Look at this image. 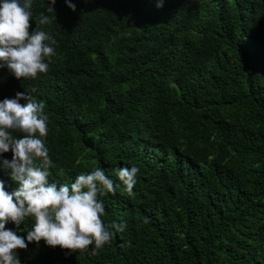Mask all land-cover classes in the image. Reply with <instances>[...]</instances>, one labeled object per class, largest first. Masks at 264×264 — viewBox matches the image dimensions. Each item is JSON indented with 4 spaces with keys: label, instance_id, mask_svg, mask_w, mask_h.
I'll return each instance as SVG.
<instances>
[{
    "label": "trees",
    "instance_id": "trees-1",
    "mask_svg": "<svg viewBox=\"0 0 264 264\" xmlns=\"http://www.w3.org/2000/svg\"><path fill=\"white\" fill-rule=\"evenodd\" d=\"M70 2L33 0L30 31L48 15L56 54L34 79L0 61V101L36 89L49 181L102 168L120 185L102 219L124 228L95 255L28 243L20 264H264L262 0ZM132 166L130 197L116 174ZM31 224L5 227L26 237Z\"/></svg>",
    "mask_w": 264,
    "mask_h": 264
},
{
    "label": "clouds",
    "instance_id": "clouds-1",
    "mask_svg": "<svg viewBox=\"0 0 264 264\" xmlns=\"http://www.w3.org/2000/svg\"><path fill=\"white\" fill-rule=\"evenodd\" d=\"M65 3L76 10L70 0ZM54 4L55 0H47L43 6L54 13ZM238 4L243 9L245 0H238ZM32 5L33 0H0V61L17 79H34L47 73L46 61L56 54L52 46L55 41L39 27L51 22L48 15L41 13L37 26L30 31ZM35 91L17 92L14 98L0 101V154L11 152L10 160L0 156V169L17 185L9 192L0 180V264H20L17 249L41 240L69 252L91 249L95 255L112 241L111 229L119 232L124 228L123 224L106 225L102 219L105 208L100 197L115 195L120 186L102 168L78 174L70 184L49 181L52 161L45 143L48 116L44 102L31 95ZM14 132L22 135L14 136ZM138 171L136 166L120 167L116 174L130 197L134 195ZM27 219L32 224L26 237L5 227L12 222L20 229Z\"/></svg>",
    "mask_w": 264,
    "mask_h": 264
}]
</instances>
